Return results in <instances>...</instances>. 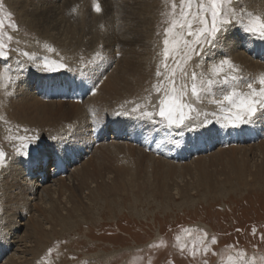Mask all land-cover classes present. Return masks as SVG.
<instances>
[{"label":"rangeland","instance_id":"1","mask_svg":"<svg viewBox=\"0 0 264 264\" xmlns=\"http://www.w3.org/2000/svg\"><path fill=\"white\" fill-rule=\"evenodd\" d=\"M27 1L25 2L26 15L18 16V10H20V8L16 6L17 9L15 11L9 9L6 0H3L5 9L12 13V20L18 25V29L15 32H11L7 27L5 29L6 32L13 36L14 46L19 42L18 46L21 50L29 51L39 57L47 56L50 60L63 57L65 62L70 64L74 69L80 66L81 56L91 57L96 51H101L107 60L111 62L110 67L108 63H105L100 70V72H103L106 75L107 79L102 78V83H99L96 88L95 95L86 94V87L90 88L92 86V80L97 79V77L100 76V73L93 76L92 80L87 81L86 86L81 87H77L79 80H76L75 83L73 82V72L64 71L60 74H47L34 70L30 73L35 76V80L31 83L33 85V87H31L33 88V93L37 94L39 92L38 89L45 86L46 83V88H48V85L52 88L51 95L45 100L46 104H54L55 102L60 104L63 102L60 105H65L63 108L66 107V109H76L78 106H80V108L83 107L81 109L78 107L81 111L78 110L76 112L78 113L77 116L69 121V123L67 122L68 124L66 123L64 127L59 125L53 130H41V134L44 137L56 136L58 138L56 141V149L65 144L67 145L65 150L57 153L60 157V162L56 164L57 167L53 177H51L53 173L51 172L53 170V165L49 166L48 156H45L44 168L40 167L41 171H45L47 174L48 179L45 182V186L51 185L49 180L56 177L60 180L63 179L64 181L62 180V182H60L64 185L73 186L70 181L71 179L68 180L67 178H70L75 170L80 168L82 163H86V160L89 158L88 160H91L94 165L100 164L99 162L104 165H102L100 170V174L103 175L104 178H100L99 180L95 178L93 179V183H91L92 180L89 179L86 182V187L95 190L98 183L100 184L98 185L100 187H107V185H109L111 189L114 187L111 192L107 191L106 193V191H104L101 193H104V195H96L97 193L93 191L94 194L87 196V191L81 193L76 190H73L74 196L72 194L68 195V193L63 194L65 197H60L61 195H59V197L56 198L57 201L55 200L56 203L55 201V204L53 203L54 208H58L55 209V211L65 214V209L70 207L67 203L69 200L73 202V200L81 199L82 203L87 207V215L84 217H89V219L84 218L83 215L73 214L70 218H66L65 222V224L72 223L70 226L71 228L68 229L62 224V226L60 225L61 227L58 226L54 228V230H56L55 233H53V229L48 230V232L51 233V236H49L51 238L48 243H45L42 246L44 248L41 254L36 257L38 255H36V252L35 258L32 259L34 251H36L37 247H40V244L37 243L36 246L33 244L32 248L35 249H33V253H30L32 255L26 256L27 260L32 259L30 264H40L42 258H45L46 253L50 248L53 250L51 260L54 264H201L200 257H197L196 260H192L190 257L181 256L178 251L176 246V237L178 235L182 237L181 242H187L189 244L192 242V237L185 235L183 231L184 229H200L207 232L209 237L214 236L217 238L218 243L214 246V251L217 252L218 255H212L209 253L207 256L208 264H230V260L235 258V253L238 250H246V254L249 257H264V241L259 239L260 234L264 233V126L257 125L254 130L246 131L241 134L233 132L229 135L220 132L218 137L216 136V133L213 132V139L207 144L204 143L203 138L201 139L199 144L200 150L197 151L190 144L186 147L176 148L166 142L159 143V141H164L166 139L167 133L165 129L158 126L142 123L135 119L115 117L112 115L113 110L119 109V106L124 104L125 101L137 100L146 95L147 93L145 92V89L150 88L151 85L156 82L154 74L158 64L162 60V56L159 55V53L162 51V33L166 27V24L164 23L165 16L163 13L170 10V3H166V0H154L153 3H151L152 0H142V2L141 0H132L131 2L130 0H95V2L99 3L102 8L101 13H96L94 11V0H50L48 7L53 5V7H55L53 9L60 17L64 18L65 22H63L69 27L71 25L73 28L71 29L70 27V34H72L70 37L66 34V37H69L68 39H64L66 37L61 35V39L59 38L57 41L56 39L50 40L48 35H40V33L32 28V26L27 24L30 20L29 13L33 11V9H45V5H43L44 7L41 6V4H44L40 2L41 0ZM159 1L161 3H159ZM120 3H124V6L126 5V12L128 13L127 16L129 19H122L120 17L125 8ZM149 3H151L153 7ZM241 5L245 6L242 0ZM139 6L141 7V10ZM73 9H76V11L73 12ZM149 9L150 11H148ZM113 12H116V14ZM253 12L255 11L253 10ZM42 13L40 12L39 16L45 15L44 11ZM144 16L146 18H144ZM134 17H137L138 21L135 22L137 18L135 19ZM131 18L132 20H130ZM152 18L153 20H149ZM125 20H128L129 23ZM148 20L149 23L153 22V24L151 23L150 25ZM142 22L144 24H142ZM61 24V26H64L63 23ZM154 24L156 26H154ZM118 26L120 28H118ZM125 27H129V29L133 30V34L138 38V43L132 44L130 40V43L119 40V38L121 39V32L123 33ZM148 32L152 36L149 35ZM140 33L145 37H142ZM158 33H160V35H158ZM76 38H78V40ZM148 38L149 41L151 40V44L148 42ZM105 41L107 42L105 43ZM107 43H110L111 45ZM142 43L143 45L141 46ZM30 44L34 46L37 44H48L50 47L54 48L55 51L48 52L44 49V51L40 50L41 52H32V50L28 48L29 46L31 47ZM72 45L79 46H77L78 48L76 47L77 49L74 47V49ZM83 45L85 47H83ZM93 46L96 47L92 48ZM137 46L141 47L138 48ZM150 46L151 49L149 50L148 48H150ZM244 46H247V50ZM128 48L132 49L133 53ZM145 48H147V52ZM126 49L130 52H127ZM117 51L122 54L118 59L116 58ZM134 51H137V54H135ZM234 51L237 53L242 52L244 54H242V57L248 56L246 57L248 58L247 60H249L248 63L251 62L252 66L255 65L254 69L251 65L236 63L242 70L245 69L243 71L245 75H258L264 73V43L251 40L240 41ZM140 55L142 56L140 57ZM227 55L230 56V53ZM126 57H128V59ZM121 61H123V64ZM130 61H133L132 65L134 67L130 64ZM142 61H144V65L142 64ZM253 62H255V64ZM257 63L259 65H257ZM125 65H128L129 67L126 66L124 68ZM135 65L137 67L140 65L141 69H138ZM145 67H147L146 70ZM114 68L118 71L115 72ZM134 69H138L143 75L137 73L138 71ZM120 70H124L123 72L125 73H122ZM113 73L120 75L118 76L120 80H124V82L123 80L122 82L125 87L122 82L119 81L120 85L117 82L116 89L114 88L115 93L111 94L112 100L107 93H105V95L103 94V91L100 92V90L102 88L101 84L108 82L110 80L109 77L114 75ZM126 74H129V76ZM133 74L137 76L133 78ZM123 75L126 77H123ZM130 75L132 76L130 77ZM140 78L143 79V81H141ZM51 79H54V82L50 85L49 82ZM135 79H137L136 81L139 83L134 81ZM130 81L131 84H129ZM141 82H143V84ZM120 86L122 91H119L121 90L119 89ZM127 88H129L128 91ZM116 90L119 91L118 94L120 95V92H122L121 97L116 93ZM98 95L100 102L96 105L94 102L91 104L92 100L96 99ZM153 99L155 100V93H153ZM91 105H93V107ZM89 106L91 108H88ZM94 106L96 107L94 108ZM1 109L0 104V110ZM93 109L100 121L105 124V132L103 131V133L93 131L92 126L95 119L92 115ZM76 117L78 118L77 121ZM0 122V143H3L5 149L10 151L7 143L3 141L4 136L8 135L9 125H5L2 120ZM77 122L80 123L77 124ZM10 124L16 125V123L11 121ZM22 126L26 125L24 124ZM27 127L39 129L38 125H29ZM96 127L98 129L99 125H96ZM113 127L120 129L119 138L113 132ZM14 130L15 129H13V131ZM82 135H85L84 139ZM188 135L190 136L192 134ZM61 137L64 139L61 140ZM179 139L181 140L182 145L185 144L186 137H180ZM44 143L47 145L51 143V141L46 139ZM116 150H121L122 153H120V151L117 153ZM223 150L226 151V153L222 152ZM106 152L109 153V157ZM115 152L116 155L118 154L117 156L114 155ZM99 154H101V157ZM103 154L104 157L102 156ZM206 157H208V159ZM108 158L113 160H108ZM117 158H119V160ZM197 158L202 162L198 161ZM103 159H105L106 162ZM33 164L35 163H30L22 158L14 157L10 166L7 168L10 170L8 171L5 169L0 172V197L2 196V190L4 189L2 183L4 178L9 176L12 171L17 170L16 172L18 173H16V176L18 175L17 177L19 179L17 180L18 182L16 185L19 184L22 188L24 180L27 179V175L25 174L28 167L27 165ZM114 164H117L119 170L123 169V174L121 170V174L118 175L117 173H120L117 171L118 169H112L113 171H117H114L116 174L109 169L113 166L117 168ZM38 168L39 167L36 165L35 170L37 171ZM107 170L109 171L106 172ZM124 171L127 172L126 175ZM136 172H139L140 174ZM56 173H58V175L55 177ZM135 174H138V177H136L137 175ZM109 175L114 177L115 175H118V177L121 175V178L119 177L116 179L117 176L112 178ZM123 175H125V177H128L129 175L132 176L125 178ZM36 176L35 173L32 179L33 181L38 180V178L36 179ZM105 176L107 178H105ZM95 181H97V184ZM31 184L33 185L34 182H31ZM58 187L59 186H56V189ZM53 188L54 187H50V190ZM61 188L58 189L61 191ZM6 190L12 192L14 188L9 186ZM86 198L90 201H87ZM1 202L2 201L0 200V232L3 233V236L0 238V264H6L8 259H12V261H16L17 263L19 262V257L22 258L20 254V247L22 246L19 244L21 242L20 239L26 234V230H30V228H26L25 224L30 220L32 214L35 213L34 210L36 208L34 206L38 202L36 200L34 203L35 205L33 202H30V205H33L32 208H29L31 213L27 216H19L20 218H17L16 223L15 221L10 220L11 214L8 213L7 208L3 206ZM69 204L71 203L69 202ZM42 207L46 208H44L45 213L43 214V217L45 216V218L46 216L50 218L49 216L51 213L55 212L54 208L50 209L51 207L49 204H44ZM48 210H51V212ZM46 211H48L50 215ZM85 219L86 221H84ZM37 220L41 221V218H38ZM17 223L18 229L16 228L12 232L10 226L16 225ZM40 223L43 222L41 221ZM22 225L24 226L22 227ZM46 225L43 223V226ZM237 229H240L241 231H237ZM253 229L256 230L255 236L252 234ZM11 236H13L11 242L13 241L14 243L18 241L19 243H11L8 251L3 252L2 243ZM237 241L239 242L237 247H229L231 245H236ZM100 254L107 255V258L105 259L106 262L105 260H101V258H95L94 260V257ZM257 264H260L259 259L257 260Z\"/></svg>","mask_w":264,"mask_h":264},{"label":"snow or ice","instance_id":"2","mask_svg":"<svg viewBox=\"0 0 264 264\" xmlns=\"http://www.w3.org/2000/svg\"><path fill=\"white\" fill-rule=\"evenodd\" d=\"M166 3H170V10L163 13L166 27L159 53L162 60L154 74L156 82L145 89L146 95L125 101L119 109L113 110L112 115L158 126L167 133L166 139L159 143L166 142L176 148L190 144L197 151L200 150L201 139L207 144L213 139V132L218 137L220 132L241 134L254 130L257 125L264 126V73L245 75L239 65L223 52L229 40L264 43V12L249 11L241 5V0H166ZM94 11H102L95 0ZM6 27L11 32L18 29L12 13L0 0V95L13 97L16 94L13 89H18L34 70L47 74L73 72V82L79 80L77 87L86 86L87 81L100 73L97 79L92 80V86L86 87V94L91 95L96 94L102 78L106 79L100 70L105 63L110 67L111 62L101 51H96L91 57L81 56L80 66L74 69L63 57L50 60L47 56L38 57L21 50L19 42L14 46L13 36L5 31ZM44 48L48 52L55 51L47 44ZM120 55L117 51L116 58ZM92 115L95 117L93 131L103 132L105 124L94 109ZM0 120L9 125L8 135L3 141L10 149L6 150L0 143V172L10 166L14 157L35 163L38 167L43 166L46 155L49 166L60 162L55 151L56 136L44 137L38 128L11 125L6 116H0ZM96 125H99L98 129ZM180 137H186L185 144H181ZM46 139L51 143L45 145ZM63 147L66 149L67 145ZM183 231L192 237V242H181L182 237H176L181 256L192 260L200 257L201 264H208L209 253L218 255L214 251L218 243L216 237H209L200 229ZM252 234L256 235L255 229ZM2 236L0 232V238ZM259 239L264 241V233ZM238 243L229 247H237ZM52 251L51 248L48 250L40 264H54ZM258 259L260 264H264V257H249L246 250H238L230 264H257Z\"/></svg>","mask_w":264,"mask_h":264},{"label":"bare ground","instance_id":"3","mask_svg":"<svg viewBox=\"0 0 264 264\" xmlns=\"http://www.w3.org/2000/svg\"><path fill=\"white\" fill-rule=\"evenodd\" d=\"M27 0H6V4H7V6H8V8L9 9H13L14 11L17 9V7L16 6H18L19 8H20V10H18L19 11V13H18V16H25L26 14H25V2H26ZM35 1V0H34ZM33 1V2H34ZM53 1V0H52ZM68 1V0H67ZM70 1V0H69ZM74 1V0H73ZM132 0H130V2H131ZM147 1V0H146ZM153 1L154 0H152V2L151 3H153ZM243 2H244V7H246L248 10H254L256 13H258V12H261V11H264V0H242ZM28 2V1H27ZM33 2H32V4H33ZM38 2V1H37ZM40 2H42V3H44V4H41V6H43V5H45V9L43 8L42 10H38V9H33V7H32V9H33V11H31L30 13H29V18H30V20H29V22L27 23L29 26H32V28H34L38 33H40V35H48L49 37H50V40H52V39H56L57 41L59 40V38H60V36L61 35H64L65 37H66V34H67V36H69L70 37V35H72V34H70L71 33V31H70V27H71V25H70V27L69 26H67V24L66 23H64L65 21H64V18L63 17H60L59 16V14L53 9V8H55V7H53V5L51 6V7H48V5H49V2H50V0H41ZM89 2V1H88ZM134 2V1H133ZM141 2H142V0H141ZM111 3V2H110ZM124 3H125V1H124ZM123 3V4H124ZM140 3V2H139ZM151 3H149V4H151ZM156 3V2H155ZM154 3V4H155ZM159 3H161L160 1H159ZM121 4V3H120ZM123 4H121L122 6H124ZM51 5V4H50ZM66 5V4H65ZM111 5H113V4H111ZM133 5V4H132ZM136 5V4H135ZM152 5V4H151ZM150 5V6H151ZM156 5H157V3H156ZM33 6V5H32ZM38 6H39V4H38ZM68 6V5H67ZM120 6V5H119ZM119 6H117V7H119ZM142 6V5H141ZM146 6V5H145ZM144 6V7H145ZM44 7V6H43ZM85 7V6H84ZM125 7V8H124ZM123 8H124V12H122L121 13V10H120V13L122 14V16H120L122 19H129V17L127 16L128 15V13L126 12L127 11V8H126V5L124 6ZM138 7V6H137ZM140 7V6H139ZM143 7V8H144ZM152 7H153V5H152ZM155 7H157V6H155ZM18 8V9H19ZM37 8V7H36ZM129 8V7H128ZM134 8V7H133ZM136 8V7H135ZM52 9V10H51ZM58 9V8H57ZM61 9V8H60ZM65 9V8H64ZM120 9V8H119ZM122 9V8H121ZM137 9V8H136ZM146 9H148V8H146ZM30 10V9H29ZM66 10V9H65ZM71 10V9H70ZM118 10V9H117ZM140 10H141V7H140ZM44 11V13H45V15H47V16H45V15H41V16H39V14H40V12L42 13ZM58 11V10H57ZM88 11V10H87ZM119 11V10H118ZM122 11H123V9H122ZM143 11H146V10H143ZM148 11H150V9L148 10ZM26 12H27V9H26ZM62 12V11H61ZM61 12H60V14H61ZM69 12V11H68ZM67 12V13H68ZM140 12H142V11H140ZM139 12V13H140ZM152 12V11H151ZM73 13V12H72ZM114 13V12H113ZM131 13V12H130ZM158 13V12H157ZM43 14V13H42ZM114 14H116V12L114 13ZM136 14H138V13H136ZM147 14V13H146ZM151 14V13H150ZM150 14H148V15H150ZM155 14V13H154ZM129 15H131V14H129ZM97 16V15H96ZM115 16V15H114ZM151 16V15H150ZM153 16V15H152ZM42 17V18H41ZM71 17V16H70ZM116 17V16H115ZM97 18V17H96ZM135 18V17H134ZM137 18V17H136ZM135 18V19H136ZM139 18H141V17H139ZM144 18H146L145 16H144ZM155 18V17H154ZM148 19V18H147ZM130 20H132V18L130 19ZM129 20V21H130ZM149 20H153V18L152 19H149ZM149 20H148V23H149ZM64 21V22H63ZM88 21V20H87ZM92 21V20H91ZM101 21V20H100ZM103 21V20H102ZM127 23H129L128 22V20H125ZM136 21H138V18H137V20H135V22ZM119 22V21H118ZM125 22V23H126ZM134 22V21H133ZM140 22H141V20H140ZM139 22V23H140ZM144 22V21H143ZM142 22V24H144ZM61 23H63L64 24V26H61L62 24ZM103 23V22H102ZM121 23V22H120ZM132 23V22H131ZM152 24H153V22H151ZM151 23H149L150 25H151ZM123 24H124V22H123ZM127 25V24H126ZM132 25V24H131ZM137 25V24H136ZM84 26V25H83ZM125 26V25H124ZM128 26V25H127ZM154 26H156L155 24H154ZM75 27V26H74ZM87 27V26H86ZM117 27V26H116ZM130 27V26H129ZM129 27L127 28V27H125L124 28V31H123V33L121 32V39L119 38V40H121V41H124V42H129V40L131 41V43L132 44H134V43H138L139 41H138V38H136V36L133 34V30H131V29H129ZM149 27V26H148ZM147 27V28H148ZM76 28V27H75ZM74 28V29H75ZM110 28V27H109ZM118 28H120L119 26H118ZM142 28V27H141ZM146 28V27H145ZM151 28V27H150ZM71 29H73L72 27H71ZM82 29V28H81ZM98 29V28H97ZM101 29V28H100ZM135 29H136V27H135ZM144 29V28H143ZM154 29H155V27H154ZM85 30V29H84ZM139 30H142V29H139ZM147 30H150V29H147ZM60 31V32H59ZM80 31V30H79ZM138 31V30H137ZM144 31V30H143ZM151 31H154V30H151ZM75 32V31H74ZM77 32V31H76ZM109 32H110V30H109ZM136 32V31H135ZM146 32V31H145ZM72 33H73V31H72ZM117 33V32H116ZM141 33H143V32H141ZM140 33V34H141ZM149 33V32H148ZM137 34V33H136ZM147 34V33H146ZM145 34V35H146ZM116 35V34H115ZM138 35V34H137ZM142 35V34H141ZM149 35H151L150 33H149ZM104 36H106V35H104ZM113 36V35H112ZM152 36V35H151ZM68 37V38H69ZM77 37H78V35H77ZM142 37H145V36H143L142 35ZM141 37V38H142ZM63 38V37H62ZM67 37L66 38H64V39H68ZM72 38V37H71ZM79 38V37H78ZM78 38H76L77 40H78ZM84 38V37H83ZM110 38V37H109ZM113 38H115V37H113ZM112 38V39H113ZM118 38V37H117ZM152 38V37H151ZM61 39V38H60ZM87 39V38H86ZM92 39V38H91ZM94 39H95V37H94ZM111 39V40H112ZM74 40H75V38H74ZM89 40V39H88ZM114 40V39H113ZM49 41V40H48ZM70 41V40H69ZM117 41H118V39H117ZM141 41H142V39H141ZM146 41V40H145ZM145 41H144V44H145ZM151 41V40H150ZM150 41H149V38H148V42L150 43ZM62 42V41H61ZM75 42V41H74ZM85 42V41H84ZM95 42V41H94ZM107 41H105V43H106ZM109 42V41H108ZM238 41H236V40H229L227 43H226V46L224 47V49H223V52L227 55L228 53H230V57L233 59V61H234V63H238V64H241V63H244L245 65L246 64H248L249 66L251 65L252 66V64H251V62L250 63H248V61L249 60H247L248 58H246V57H248V56H244V57H242V52L241 53H237V52H235L234 51V49H236V47H237V45H238V43H240V42H238ZM41 43V42H40ZM49 43V42H48ZM58 43V42H57ZM56 43V44H57ZM78 43V42H77ZM88 43V42H87ZM92 43H93V41H92ZM116 43V42H115ZM122 43V42H121ZM130 43V42H129ZM76 44V43H75ZM79 44V43H78ZM89 44H91V43H89ZM100 44V43H99ZM107 44H110V43H107ZM106 44V45H107ZM113 44H114V42H113ZM151 44V43H150ZM31 45V44H30ZM44 45L45 44H37L36 46H34V45H31V47L29 46L28 48L29 49H31L32 50V52L34 51V52H39L40 50H42V51H44ZM48 45V44H47ZM68 45V44H67ZM86 45H88V44H86ZM93 45V44H92ZM94 45H96V44H94ZM105 45V44H104ZM111 45V44H110ZM118 45V44H117ZM121 45H123V44H121ZM124 45H125V43H124ZM128 45H131V44H128ZM143 45V43L141 44V46ZM149 45V44H148ZM33 46V47H32ZM73 46V48L75 47H77V46H79V45H72ZM91 46V45H90ZM127 46V45H126ZM136 46V45H135ZM134 46V47H135ZM141 46H137L138 48H140ZM83 47H85L84 45H83ZM94 47H96V46H93L92 48H94ZM112 47V46H111ZM130 47V46H129ZM133 47V46H132ZM131 47V48H132ZM148 47V46H147ZM74 48V49H75ZM78 48V47H77ZM76 48V49H77ZM90 48V47H89ZM109 48V47H108ZM143 48V47H142ZM244 48L247 50V46H244ZM74 49H73V51H74ZM105 49V48H104ZM107 49V48H106ZM129 50H131L132 51V49H130V48H128ZM144 49V48H143ZM142 49V50H143ZM147 48H145V50H146ZM149 50L151 49V46H150V48H148ZM80 50V49H79ZM89 50V49H88ZM139 50H141V49H139ZM144 50V51H145ZM153 50V49H152ZM83 51H87V50H83ZM107 51V50H106ZM126 51H127V49H126ZM125 51V52H126ZM41 52V51H40ZM127 52H130V51H127ZM135 52V51H134ZM137 52V51H136ZM135 52V54H137ZM142 52V51H141ZM146 52H147V50H146ZM149 52V51H148ZM121 53V52H120ZM132 53H133V51H132ZM70 54H72V53H70ZM130 55H132L131 53H129ZM134 54V55H135ZM141 54H144V53H141ZM122 55V54H121ZM133 55V56H134ZM154 55V54H153ZM244 55V54H243ZM132 56V57H133ZM142 55H140V57H141ZM148 56H150V55H148ZM39 57V56H38ZM143 57H144V55H143ZM124 58V57H123ZM127 59H128V57H126ZM152 58V57H151ZM132 59V58H131ZM135 59V58H134ZM139 59V58H138ZM250 59V58H249ZM123 60V59H122ZM133 60V59H132ZM140 60V59H139ZM143 60H144V58H143ZM120 61V60H119ZM125 61V60H124ZM253 61V60H252ZM117 62V61H116ZM122 62V64H123V61H121ZM121 62H120V64H121ZM131 62V61H130ZM133 62V61H132ZM132 62L130 63L131 65H132ZM138 62H140V61H138ZM137 62V63H138ZM143 62L144 61H142V64H143ZM147 62V61H146ZM256 62V61H255ZM255 62H253L254 64H255ZM128 63H129V61H128ZM136 63V64H137ZM141 63V62H140ZM124 64H125V62H124ZM135 64V63H134ZM138 65V64H137ZM144 65V64H143ZM145 65H146V63H145ZM257 65H259L258 63H257ZM118 66V65H117ZM126 66H128V65H125L124 66V68L126 67ZM133 66V65H132ZM149 66V65H148ZM255 66V65H254ZM254 66H252V67H254ZM13 67H15L14 65H13ZM119 67V66H118ZM117 67V68H118ZM129 67V66H128ZM128 67H127V69H128ZM134 67V66H133ZM135 67H137L136 65H135ZM141 67H142V65H141ZM151 67V66H150ZM131 68V67H130ZM138 69L140 68V65H139V67H137ZM146 68L147 67H145V70H146ZM258 68H260V67H258ZM257 68V69H258ZM119 69V68H118ZM122 69V68H121ZM132 69V68H131ZM136 70V69H134V70H136V71H138L137 73H139V74H141V72H139V70ZM141 69V68H140ZM249 69H250V67H249ZM254 69H255V67H254ZM261 69H262V67H261ZM114 70H115V68H114ZM245 69H243V71H244ZM247 70H248V68H247ZM116 71H118V70H115V72ZM122 73H125V72H123L122 70H120ZM125 71H127V70H125ZM133 71V70H132ZM135 71V72H136ZM141 71H143V70H141ZM252 71V70H251ZM261 71V70H260ZM144 72V71H143ZM247 72V71H246ZM254 72V71H253ZM258 72V71H257ZM262 72V71H261ZM117 73H119V72H117ZM127 73V72H126ZM132 73V72H131ZM258 73H260V72H258ZM114 74V73H113ZM121 74V73H120ZM138 74V75H139ZM145 74V73H144ZM119 74H114L113 76H111V77H109L110 78V80L108 81V82H106V83H103V84H101V90H100V92L101 91H103V94H105V93H107V95H109L110 96V98L112 99V96H111V94H113V93H115L114 92V90L116 89L115 87H116V83L118 82L119 83V85H120V82H122V80H120V78H119V76H118ZM127 75V74H126ZM141 75H143V74H141ZM251 75V74H250ZM127 76H129V74L127 75ZM132 75H130V77H131ZM137 76V75H136ZM134 74H133V78L134 77H136ZM123 77H126L125 75H123ZM122 77V78H123ZM144 77V76H143ZM138 78V77H137ZM141 78H142V76H141ZM140 78V79H141ZM107 79V78H106ZM35 80V76L33 75V74H28V76H27V78L26 79H24L21 83H20V85H19V88L18 89H13V91H15V95L13 96V97H11V98H9V97H7V96H3V95H0V101H1V110H0V116H6L11 122H14V123H16V124H19V125H26V126H29V125H38V127H39V129H40V131L41 130H53V129H56V126H59V125H61V126H63L64 127V125H66V123L68 122L69 123V121H71L73 118H75V116H77V114L78 113H76L78 110H80L81 108H83V107H81L80 108V106H78V104H77V106L80 108H76L74 105V107L76 108V109H66V107L65 108H63L64 106H62V105H60V104H62V103H57V102H55V103H57V104H55L54 102V104H46L45 103V100H47V98L51 95V89L52 88H50V86L48 85V88H46V85H47V83H46V85L45 86H43V87H41V88H39L38 90H39V92L36 94V93H33L32 92V90H33V88H31V87H33V85L31 84L33 81ZM94 80V79H93ZM137 79H135L134 81H136ZM120 81V82H119ZM141 81H143V79H141ZM144 81H145V79H144ZM53 82H54V79H51L50 80V82H49V84L51 85V84H53ZM56 82V81H55ZM123 82H124V80H123ZM122 82V83H123ZM137 82V81H136ZM102 83V82H101ZM117 83V84H118ZM125 83H127V82H125ZM137 83H139V82H137ZM142 84H143V82H141ZM140 83V84H141ZM128 84V83H127ZM126 84V85H127ZM129 84H131V81L129 82ZM103 85V86H102ZM118 85V86H119ZM139 85V84H138ZM117 86V87H118ZM123 86H124V83H123ZM128 86V85H127ZM126 86V87H127ZM137 86V85H136ZM125 87V86H124ZM124 87H123V91H124ZM115 88V89H114ZM133 88V87H132ZM118 89V88H117ZM119 89H121V86H120V88ZM126 89V88H125ZM128 89L129 88H127V91H128ZM135 90V89H134ZM119 91H122V89L121 90H119ZM119 91H117L116 90V93L118 94V92ZM126 91V92H127ZM136 92H137V90H136ZM99 93V92H98ZM121 93V95L120 94H118V95H120V97L122 96V92H120ZM129 93H130V91H129ZM36 94V95H35ZM100 94V93H99ZM138 94V93H137ZM136 94V95H137ZM102 95V94H101ZM100 95V96H101ZM106 95V94H105ZM114 95H116V94H114ZM127 95V94H126ZM125 95V96H126ZM97 96V95H96ZM117 96V95H116ZM108 98V97H107ZM117 98V97H116ZM128 98V97H127ZM94 99V98H93ZM100 99H101V97H100ZM110 99V100H111ZM114 99H115V97H114ZM121 99V98H120ZM102 100H103V98H102ZM113 100V99H112ZM122 100V99H121ZM50 102V101H49ZM94 102V104L96 105V104H98L99 102H100V100H99V95H98V97L96 98V99H94V100H92V102H91V104ZM114 102V101H113ZM89 103V102H88ZM115 103V102H114ZM68 104H70V103H68ZM72 104V103H71ZM101 104V103H100ZM99 104V105H100ZM67 105V104H66ZM87 105V104H86ZM89 105V104H88ZM92 107H93V105H91ZM112 106V105H111ZM96 106H94V108H95ZM88 108H91L90 106L88 107ZM81 111V110H80ZM78 116H80V115H78ZM77 118V117H76ZM81 119V118H80ZM75 120V119H74ZM78 120V118L76 119V121ZM82 120V119H81ZM80 120V121H81ZM1 121V120H0ZM84 122V121H83ZM82 122V123H83ZM1 123V122H0ZM3 123V122H2ZM67 123V124H68ZM74 123V122H73ZM80 122H77V124H79ZM72 124V123H71ZM2 125V124H1ZM15 125V124H14ZM76 126V125H75ZM85 127V126H84ZM61 128V127H60ZM59 130V129H58ZM57 130V131H58ZM66 130V129H65ZM105 130V129H104ZM113 132L115 133V135L119 138L120 137V134H119V130L120 129H117V128H114L113 127ZM85 132V131H84ZM105 132V131H104ZM103 133V132H102ZM83 134H85V133H83ZM83 136V139H84V137H85V135H82ZM111 137V136H110ZM121 144V143H120ZM61 145V144H60ZM114 147V146H113ZM104 148V147H103ZM116 148V147H115ZM241 148V147H240ZM239 148V149H240ZM247 148V147H246ZM254 148V147H253ZM256 148V147H255ZM112 149V148H111ZM117 149V148H116ZM132 149V148H131ZM63 150H65V148L62 146V147H59V148H57L55 151H56V153H60V152H62ZM235 150V149H234ZM233 150V151H234ZM110 151V150H109ZM109 151H107V152H109ZM117 151V150H116ZM119 151H120V153H122L121 152V150H118L117 151V153H119ZM236 151V150H235ZM241 151V150H240ZM99 152V151H98ZM106 152V153H107ZM124 152V151H123ZM140 152V151H139ZM142 152V151H141ZM222 152H225L226 153V151H222ZM229 152V151H228ZM232 152V151H231ZM246 152V151H245ZM105 153V154H106ZM236 153H237V151H236ZM238 154V153H237ZM107 155H108V157H109V153H107ZM114 155H116V152H115V154ZM113 155V156H114ZM118 155V154H117ZM116 155V156H117ZM99 156L101 157V154H99ZM103 157H104V154L102 155ZM145 156V155H144ZM47 157V156H46ZM107 157V156H106ZM119 157V156H118ZM147 157H149V156H147ZM54 159H55V157H53ZM112 158V157H111ZM111 158H108V160L110 159L111 161L113 160V159H111ZM207 159H208V157H206ZM45 159L46 158H44V164H43V166H42V168H44V165H45ZM89 159V158H88ZM86 160V163L84 162V164L82 163V166L80 167V168H77L76 170H75V172L70 176V178H67L68 180L69 179H71L70 181H71V183L73 184V186H71V185H64L63 183H61L62 182V180H60L59 178H57L56 176L58 175V173H56L55 174V177L56 178H52L51 180H49V182L51 183V185H49V186H45V182H46V180L48 179L47 178V174L45 173V171L44 172H42L41 171V168L39 167L38 168V170L36 171L35 170V167H36V164H33V165H27L28 167H27V171H25V174L27 175V179L28 178H30V179H26V180H24V184H22V188H21V185L19 186V184L18 185H16V183L18 182L17 180L19 179L17 176H16V173H18V172H16L17 170H15V171H12L11 173H10V175L9 176H7V177H5L4 178V180H3V190H2V196L0 197V200L2 201L1 202V204H3V206H5L6 208H7V211H8V213H10L11 214V217H10V220H12V221H15V223H16V220H17V218H20L19 216H27L28 214H30L31 212L29 211V208L31 207L32 208V206L33 205H30V202H33V204L35 203V201L37 200V202L38 203H36V205L34 206L36 209L34 210V214H32V216H31V218H30V220H28L27 221V224H25L26 225V228H30V230H26L27 232H26V234H24V236L22 237V239H20L21 240V242L19 243L18 241H16V242H14L13 243V241L11 242V239H12V237L13 236H11L9 239H4L5 240V242L4 243H2V251L3 252H7L8 251V249H9V247H10V245H11V243H13V244H15V243H19L20 244V249H21V252H20V254H21V256H22V258L21 257H19V262H17L16 263V261H12V259H8V261H7V263L9 262L10 264H30V261L32 260V259H34L35 258V253H36V257H38L40 254H41V252L43 251V248L44 247H42L45 243H48L49 241H50V238L51 237H49V236H51L50 234L51 233H49L48 232V230H50V229H53L52 231H53V233H55V231L56 230H54V228H56V227H58V226H62V224H63V226H65V227H67L68 229L69 228H71L70 226H71V224H69V223H66L65 224V222H66V218H70L71 217V215H73V214H77V215H83V217L84 216H86L87 215V207H86V205L85 204H83L82 203V200L80 199H76L75 197V199L76 200H73V202L71 201V200H69V202L71 203V204H69V202H67L66 200H68V199H66L65 201L68 203V205L70 206L68 209H65V214H61V212L59 213V211L57 212V211H55V209H58V208H54V206H53V203H54V201L56 200V198H58L59 197V195H61L60 197H62V196H64L63 194L64 193H68V195H73V190H76V191H80L81 193H83V192H85V191H87L88 192V194H87V196H90L91 194H94L93 193V191H95L97 194L96 195H104V193L103 194H101L102 192H104V191H106V193H107V191H112L113 189H114V187H113V189H111L110 187H109V185H107V187H100V186H98V185H100L99 183L97 184V181H95V183L97 184H95L96 185V187H95V190H92V189H90L89 187H86L87 186V181L89 180V179H91L92 180V182L91 183H93V179H95V178H97L98 180L100 179V178H104V176L103 175H101L100 174V170H101V168H102V165L103 164H101V162H99L100 164H98V165H94V164H92V162H91V160ZM102 159V158H101ZM107 159V158H106ZM118 160H119V158H117ZM116 159V160H117ZM149 159V158H148ZM154 159V158H153ZM103 160H105V159H103ZM125 160V159H124ZM197 160H198V158H197ZM196 160V161H197ZM204 160H206V159H204ZM198 161H200V160H198ZM96 162V161H95ZM104 162V161H103ZM105 162H106V160H105ZM116 162V161H115ZM114 162V163H115ZM121 162V161H120ZM200 162H202V161H200ZM72 163V162H71ZM117 163V162H116ZM124 163V162H123ZM106 164V163H105ZM152 164V163H151ZM114 165H116L117 166V164H114ZM122 165V164H121ZM125 165V164H124ZM133 165H134V163H133ZM144 165V164H143ZM104 166V165H103ZM109 166V165H108ZM107 166V167H108ZM123 166V165H122ZM121 166V167H122ZM168 166V165H167ZM172 166V165H171ZM33 167H34V169H33ZM56 164H54L53 165V170L51 171V172H53L52 173V176L51 177H53V174H54V172H55V170H56ZM134 167V166H133ZM137 167V166H136ZM148 167V166H147ZM180 167V166H179ZM113 168H115V169H118L117 171L118 172H120V173H117L118 175L119 174H121V171L123 170V169H120L119 170V168H118V166H117V168L115 167V166H113V167H110L109 169H111V171L112 172H114V171H116V170H112ZM138 168V167H137ZM136 168V169H137ZM103 169H104V167H103ZM141 169V168H140ZM8 171L10 170V169H7ZM29 170V171H28ZM46 170V169H45ZM105 170V169H104ZM124 170H125V167H124ZM127 170V169H126ZM109 170H107L106 172H108ZM116 171V172H117ZM128 171V170H127ZM35 173H36V179L38 178V180H32L33 179V177H34V175H35ZM115 173V172H114ZM124 173H125V175L127 174V172H125L124 171ZM136 173H138V174H140L139 172H136ZM106 174V173H105ZM112 174V173H111ZM116 174V173H115ZM122 174H123V171H122ZM138 174H135V175H137L136 177H138ZM118 175H115V177H116V179L117 178H119L118 177ZM125 175H123L124 177H125ZM134 175V176H135ZM5 176V175H4ZM106 176H107V174H106ZM105 176V178H107ZM109 176H111V175H109ZM130 176H132V175H129L128 177H130ZM133 176V177H134ZM141 176V175H140ZM112 178H115L114 176H111ZM128 177H125V178H128ZM121 178V177H120ZM25 179V178H24ZM96 179V180H97ZM123 179V178H122ZM132 179V178H131ZM130 179V180H131ZM134 179H136V178H134ZM32 180V181H31ZM105 180V179H104ZM114 180V179H113ZM119 180V179H118ZM124 180H126V179H124ZM123 180V181H124ZM28 181H29V183H28ZM61 181V182H60ZM64 181V180H63ZM69 181V182H70ZM115 181V180H114ZM20 182V181H19ZM31 182H34V184L33 185H35V186H33L32 184H31ZM99 182V181H98ZM105 182H106V180H105ZM121 182V181H120ZM101 183V182H100ZM92 185H94V184H92ZM106 185V184H105ZM9 186H12L13 188H14V190L11 192H9L8 190H6V189H8L9 188ZM56 186H59L58 188H61V186H62V190L60 191L58 188V190L56 189ZM117 186L119 187V185L117 184ZM50 187H54L53 189H51L50 190ZM116 187V186H115ZM110 189V190H109ZM10 190V189H9ZM63 190H64V192H63ZM118 190H119V188H118ZM63 192V193H62ZM66 195V194H65ZM81 195V194H80ZM67 196V195H66ZM74 196V195H73ZM77 196V195H76ZM65 197V196H64ZM63 197V198H64ZM70 197H72V196H70ZM95 197V196H94ZM73 198V197H72ZM104 198H105V196H104ZM94 199V198H93ZM59 200V199H58ZM86 200L87 201H90V200H88V198H86ZM57 201V200H56ZM56 201H55V203H56ZM63 202V201H62ZM40 203V204H39ZM54 203V204H55ZM44 204H49V206L51 207H49L50 209H53L54 208V211L55 212H53V210H52V212L53 213H51V215H50V213L49 212H51V210H48V211H46V212H48L49 213V217L50 218H48L47 216H46V218H45V216L43 217V214L45 213V210H44V208L45 207H42ZM59 204V203H58ZM57 205V204H56ZM55 205V206H56ZM47 207H48V205H47ZM4 208V207H3ZM46 209V208H45ZM63 209H64V207H63ZM5 210V209H4ZM62 210V209H61ZM4 213V212H3ZM1 216V215H0ZM16 216V217H15ZM4 218V217H3ZM38 218H41V221L43 222V223H45V225L46 226H43V223H40L41 221H38L37 219ZM84 218H88L89 219V217H84ZM86 219L84 220V221H86ZM91 220V219H90ZM69 222V221H68ZM25 223V222H24ZM24 223H21V224H24ZM3 224V223H2ZM73 224H75V223H73ZM17 226V227H16ZM24 225H22V227H23ZM60 226V227H61ZM11 228L10 229H12V232H13V230H15L16 228L18 229V223L16 224V225H12V226H10ZM21 227V226H20ZM46 227V228H45ZM65 227H62V228H65ZM74 229V228H73ZM24 233H25V231H24ZM23 242H24V244H23ZM37 243H39L40 244V247H37L36 248V251H34V254H33V256H32V259L31 260H27L26 259V256H31L32 254H30L32 251H33V249H35V248H32L33 247V244L36 246L37 245ZM17 245V244H16ZM19 246V245H18ZM19 249V250H20ZM38 252H40V253H38ZM33 253V252H32ZM13 257H14V255H13ZM15 258V257H14ZM95 258H101V260H105L106 258H107V255H104V254H100V255H98V256H96V257H94V260H95ZM23 260V261H22ZM105 262H106V260H105ZM6 263V264H7ZM8 263V264H9ZM126 264V263H125Z\"/></svg>","mask_w":264,"mask_h":264}]
</instances>
